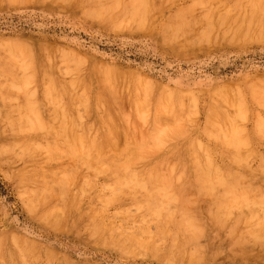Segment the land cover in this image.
Listing matches in <instances>:
<instances>
[{
    "label": "rangeland",
    "instance_id": "rangeland-1",
    "mask_svg": "<svg viewBox=\"0 0 264 264\" xmlns=\"http://www.w3.org/2000/svg\"><path fill=\"white\" fill-rule=\"evenodd\" d=\"M260 32L264 0H0V264H264Z\"/></svg>",
    "mask_w": 264,
    "mask_h": 264
},
{
    "label": "bare ground",
    "instance_id": "bare-ground-1",
    "mask_svg": "<svg viewBox=\"0 0 264 264\" xmlns=\"http://www.w3.org/2000/svg\"><path fill=\"white\" fill-rule=\"evenodd\" d=\"M14 1V0H13ZM17 1V0H16ZM27 1V0H26ZM30 1V0H29ZM45 1V0H44ZM61 1V0H60ZM102 1H104V0H102ZM123 1H125V0H123ZM155 1V0H154ZM172 1V0H171ZM195 1V0H194ZM199 1V0H198ZM223 1V0H222ZM234 1H236V0H234ZM247 1V0H246ZM250 1V0H249ZM40 2V1H39ZM54 2V1H53ZM56 2V1H55ZM63 2V1H62ZM70 2V1H69ZM68 2V3H69ZM148 2V1H147ZM161 2V1H160ZM170 2V1H169ZM213 2V1H212ZM227 2H228V0H227ZM26 3V2H25ZM84 3V2H83ZM112 3V2H111ZM153 3V2H152ZM152 3H151V5H152ZM156 3V2H155ZM217 3V2H216ZM219 3H221V2H219ZM218 3V4H219ZM252 3V2H251ZM52 4V3H51ZM58 4V3H57ZM88 4V3H87ZM90 4V3H89ZM126 4V3H125ZM128 4V3H127ZM135 4H137V2L135 3ZM145 4H146V2H145ZM215 4V3H214ZM239 4V3H238ZM243 4V3H242ZM256 4V3H255ZM84 5V4H83ZM131 5V4H130ZM129 5V6H130ZM134 5V4H133ZM216 5V4H215ZM247 5V4H246ZM254 5V4H253ZM113 6V5H112ZM115 6V5H114ZM128 6V5H127ZM197 6V5H196ZM199 6V5H198ZM229 6H230V4H229ZM100 7V6H99ZM151 7V6H150ZM159 7V6H158ZM163 7V6H162ZM187 7V6H186ZM217 7V6H216ZM259 7V6H258ZM85 8V7H84ZM176 8V7H175ZM203 8V7H202ZM213 8H214V5H213ZM232 8V7H231ZM245 8V7H244ZM250 9H251V7H249ZM123 9V8H122ZM157 9V8H156ZM221 9H222V7H221ZM262 9V8H261ZM118 10V9H117ZM176 10H178V9H176ZM188 10V9H187ZM207 10V9H206ZM213 10V9H212ZM216 10V9H215ZM245 10V9H244ZM108 11V10H107ZM126 11H127V9H126ZM132 11V10H131ZM137 11V10H136ZM221 11V10H220ZM250 11V10H249ZM260 11V10H259ZM97 12V11H96ZM114 12V11H113ZM121 12V11H120ZM179 12V11H178ZM177 12V13H178ZM185 12H186V10H185ZM202 12V11H201ZM238 12V11H237ZM243 12V11H242ZM180 13V12H179ZM188 13V12H187ZM195 13V12H194ZM209 13H210V11H209ZM219 13V12H218ZM223 13H225V12H223ZM239 13V12H238ZM253 13V12H252ZM95 13H93V15H94ZM123 14V13H122ZM130 14V13H129ZM200 14V13H199ZM227 14V13H226ZM232 14V13H231ZM243 14V13H242ZM89 15V14H88ZM107 15V14H106ZM178 15V14H177ZM187 15V14H186ZM191 15V14H190ZM193 15V14H192ZM207 15V14H206ZM219 15V14H218ZM248 15V14H247ZM97 16V15H96ZM117 16V15H116ZM194 16V15H193ZM204 16V15H203ZM220 16V15H219ZM237 16V15H236ZM104 17V16H103ZM174 17H175V13H174ZM186 17V16H185ZM199 17V16H198ZM197 17V18H198ZM226 17V16H225ZM245 17V16H244ZM251 17H252V15H251ZM261 17V16H260ZM112 18V17H111ZM176 18V17H175ZM227 18V17H226ZM237 18V17H236ZM250 18V17H249ZM103 19V18H102ZM135 19V18H134ZM136 19H138V18H136ZM243 19V18H242ZM101 20V19H100ZM211 20H212V18H211ZM226 20V19H225ZM255 20H257V19H255ZM263 20V19H262ZM99 21V20H98ZM110 21V20H109ZM117 21H119V20H117ZM180 21V20H179ZM204 21V20H203ZM258 21V20H257ZM114 22H116V21H114ZM167 22V21H166ZM184 22V21H183ZM190 22V21H189ZM205 22V21H204ZM233 22V21H232ZM231 22V23H232ZM238 22V21H237ZM254 22H256V21H254ZM253 22V23H254ZM262 22V21H261ZM260 22V23H261ZM106 23V22H105ZM132 23V22H131ZM212 23V22H211ZM225 23V22H224ZM243 23V22H242ZM251 23V22H250ZM118 24V23H117ZM134 24V23H133ZM145 24V23H144ZM181 24V23H180ZM183 24V23H182ZM220 24V23H219ZM226 24V23H225ZM101 25V24H100ZM146 25V24H145ZM178 25V24H177ZM256 25H257V23H256ZM255 25V26H256ZM179 26V25H178ZM184 26V25H183ZM187 26V25H186ZM191 26V25H190ZM189 26V27H190ZM211 26H212V24H211ZM227 26V25H226ZM245 26V25H244ZM258 26V25H257ZM121 27V26H120ZM195 27V26H194ZM231 27V26H230ZM236 27V26H235ZM252 27V26H251ZM172 28V27H171ZM188 28V27H187ZM199 28V27H198ZM211 28V27H210ZM217 28V27H216ZM234 28V27H233ZM242 28V27H241ZM258 28V27H257ZM124 29V28H123ZM138 29V28H137ZM189 29V28H188ZM196 29V28H195ZM238 29V28H237ZM247 29V28H246ZM254 29H255V27H254ZM184 30V29H183ZM198 30V29H197ZM230 30V29H229ZM234 30V29H233ZM261 30V29H260ZM170 31V30H169ZM182 31V30H181ZM187 31V30H186ZM216 31V30H215ZM218 31V30H217ZM238 31V30H237ZM250 31V30H249ZM258 32H259V30H257ZM198 32V31H197ZM210 32V31H209ZM221 32V31H220ZM222 32H223V30H222ZM226 32V31H225ZM236 32V31H235ZM252 32H253V29H252ZM186 33V32H185ZM205 33V32H204ZM216 33V32H215ZM214 33V34H215ZM245 33V32H244ZM243 33V34H244ZM250 33V32H249ZM263 34L264 32H260V34ZM170 34V33H169ZM177 34V33H176ZM175 34V35H176ZM208 34V33H207ZM222 35H223V33H221ZM226 34V33H225ZM246 34V33H245ZM244 34V35H245ZM257 35V34H256ZM164 36V35H163ZM170 36H172V35H170ZM207 36V35H206ZM210 36V35H209ZM168 37V36H167ZM211 37V36H210ZM231 37V36H230ZM229 37V38H230ZM235 37V36H234ZM244 37V36H243ZM242 37V38H243ZM226 38V37H225ZM228 38V39H229ZM238 38V37H237ZM246 38V37H245ZM241 39V38H240ZM259 39V38H258ZM263 39V38H262ZM211 40V39H210ZM243 40V39H242ZM253 40V39H252ZM169 41V40H168ZM239 41V40H238ZM257 41V40H256ZM11 42V41H10ZM21 43V42H20ZM161 43V42H160ZM172 43V42H171ZM211 43H213V42H211ZM6 44V43H5ZM23 44H25V43H23ZM27 44V43H26ZM166 44V43H165ZM7 46V45H6ZM13 46V45H12ZM16 46V45H15ZM211 46V45H210ZM9 47V46H8ZM34 47V46H33ZM20 48H21V46H20ZM22 49H23V47H22ZM25 50L27 51V49L25 48ZM9 51V50H8ZM8 51H7V53H8ZM12 51V50H11ZM10 51V52H11ZM45 51V50H44ZM50 51V50H49ZM4 52V51H3ZM25 52V51H24ZM52 52V51H51ZM28 53V52H27ZM48 53V52H47ZM55 53V52H54ZM65 53V52H64ZM29 54V53H28ZM32 54V53H31ZM53 54V53H52ZM60 54H62V53H60ZM67 54V53H66ZM26 55V54H25ZM36 55V54H35ZM19 56V55H18ZM29 56H30V54H29ZM58 56V55H57ZM8 57V56H7ZM63 57V56H62ZM43 58V57H42ZM75 58V57H74ZM72 59V58H71ZM26 60V59H25ZM37 60V59H36ZM66 61V60H65ZM70 61V60H69ZM47 62V61H46ZM53 62V61H52ZM68 62V61H67ZM21 63V62H20ZM63 63V62H62ZM48 64V63H47ZM84 64V63H83ZM21 65V64H20ZM30 65V64H29ZM32 65V64H31ZM41 65V64H40ZM66 65V64H65ZM85 65V64H84ZM96 65V64H95ZM39 66V65H38ZM57 66V65H56ZM78 66H79V64H78ZM26 67H28V65L26 66ZM85 67V66H84ZM41 68V67H40ZM71 68V67H70ZM95 68V67H94ZM20 69V68H19ZM38 69V68H37ZM45 69V68H44ZM92 69V68H91ZM90 69V70H91ZM97 69V68H96ZM8 70V69H7ZM10 70V69H9ZM27 70V69H26ZM110 70V69H109ZM2 71V70H1ZM0 71V72H1ZM23 71V70H22ZM25 71V70H24ZM48 71H50V70H48ZM84 71V70H83ZM98 71V70H97ZM104 71H105V69H104ZM8 72V71H7ZM45 72V71H44ZM92 72V71H91ZM12 73V72H11ZM34 73V72H33ZM43 73V72H42ZM82 73V72H81ZM117 73V72H116ZM5 74V73H4ZM13 74H14V71H13ZM31 74H32V72H31ZM77 74V73H76ZM92 74V73H91ZM110 74V73H109ZM46 75V74H45ZM69 75V74H68ZM84 75V74H83ZM106 75V74H105ZM121 75V74H120ZM128 75V74H127ZM9 76V75H8ZM26 76V75H25ZM44 76V75H43ZM52 76V75H51ZM56 76V75H55ZM99 76V75H98ZM101 76V75H100ZM111 76H112V74H111ZM7 77V76H6ZM17 77H18V75H17ZM35 77V76H34ZM39 77V76H38ZM53 77V76H52ZM64 77H66L65 75H64ZM75 77H78V74L75 76ZM83 77V76H82ZM85 77V76H84ZM106 77V76H105ZM128 77V76H127ZM9 78H11V77H9ZM13 78V77H12ZM51 78V77H50ZM97 78H99V77H97ZM116 78V77H115ZM20 79H21V77H20ZM28 79H29V77H28ZM39 79V78H38ZM8 80V79H7ZM10 80V79H9ZM34 80V79H33ZM48 80V79H47ZM70 80V79H69ZM82 80V79H81ZM94 80H95V78H94ZM113 80V79H112ZM13 81V80H12ZM51 81H54V80H52V78H51ZM63 81V80H62ZM84 81V80H83ZM153 81V80H152ZM3 82H5V81H3ZM8 82V81H7ZM29 82V81H28ZM55 82V81H54ZM80 82V81H79ZM82 82V81H81ZM86 82V81H85ZM118 81H116V83H117ZM38 83V82H37ZM36 83V84H37ZM58 83V82H57ZM64 83V82H63ZM106 83V82H105ZM134 83V82H133ZM7 84V83H6ZM46 84V83H45ZM49 84V83H48ZM90 84V83H89ZM102 84H103V82H102ZM136 84V83H135ZM254 84V83H253ZM38 85V84H37ZM50 85V84H49ZM48 85V86H49ZM55 85H57L56 83H55ZM64 85V84H63ZM114 85V84H113ZM140 85V84H139ZM143 85V84H142ZM146 85V84H145ZM263 85V84H262ZM1 86V85H0ZM23 86V85H22ZM60 86H62V85H60ZM78 86V85H77ZM106 86H108V85H106ZM141 86V85H140ZM261 86V85H260ZM64 87V86H63ZM113 87V86H112ZM10 88V87H9ZM24 88H27L26 86L24 87ZM38 88V87H37ZM54 88V87H53ZM233 88V87H232ZM262 88V87H261ZM76 89V88H75ZM80 89V88H79ZM100 89V88H99ZM105 89V88H104ZM151 89V88H150ZM172 89V88H171ZM229 89H230V87H229ZM53 90V89H52ZM84 90H85V87H84ZM101 90V89H100ZM129 90V89H128ZM175 90V89H174ZM16 91V90H15ZM14 91V92H15ZM46 91V90H45ZM78 91V90H77ZM90 91V90H89ZM218 91V90H217ZM54 92V91H53ZM67 92V91H66ZM130 92V91H129ZM213 92V91H212ZM234 92H235V90H234ZM255 92V91H254ZM7 93V92H6ZM31 93V92H30ZM56 93V92H55ZM70 93H71V91H70ZM80 93H81V90H80ZM85 93V92H84ZM84 93H82V94H84ZM88 93V92H87ZM103 93V92H102ZM128 93V92H127ZM138 93L140 94V91H138ZM146 93V91L144 92V94ZM220 93V92H219ZM229 93H230V91H229ZM256 93V92H255ZM8 94V93H7ZM27 94H28V92H27ZM43 94H45V93H43ZM61 93H59V95H60ZM73 94V93H72ZM125 94V93H124ZM141 94H142V92H141ZM160 94H162V93H160ZM214 94V93H213ZM46 95V94H45ZM57 95V94H56ZM55 95V96H56ZM87 95H89V94H87ZM103 95V94H102ZM101 95V96H102ZM107 95V94H106ZM114 95V94H113ZM129 95V94H128ZM150 95V94H149ZM239 95V94H238ZM237 95V96H238ZM255 95V94H254ZM263 94H261V96H262ZM63 96V95H62ZM77 96V95H76ZM81 96V95H80ZM98 96H99V94H98ZM110 96V95H109ZM139 96H141V95H139ZM160 96V95H159ZM162 96V95H161ZM161 96H160V98H161ZM185 96H188L187 94L185 95ZM215 96H217V95H215ZM253 96V95H252ZM258 96H260V94L258 95ZM257 96V97H258ZM44 97V96H43ZM51 97V96H50ZM73 97V96H72ZM83 97V96H82ZM183 97V96H182ZM181 97V98H182ZM189 97V96H188ZM27 98V97H26ZM34 98V97H33ZM88 98V97H87ZM93 98V97H92ZM165 98V97H164ZM172 98V97H171ZM38 99V98H37ZM41 99V98H40ZM44 99H46V98H44ZM49 99V98H48ZM52 99V98H51ZM125 99V98H124ZM143 99V98H142ZM144 99H146V98H144ZM180 99V98H179ZM185 99H187V98H185ZM242 99V98H241ZM13 100V99H12ZM72 100H74V99H72ZM108 100V99H107ZM159 100V99H158ZM162 100V99H161ZM160 100V101H161ZM170 101H171V99H169ZM183 100V99H182ZM181 100V101H182ZM244 100V99H243ZM255 100V99H254ZM8 101V100H7ZM33 101V100H32ZM31 101V102H32ZM38 101V100H37ZM51 101V100H50ZM94 101H96V100H94ZM117 101V100H116ZM125 101H127V100H125ZM141 101V100H140ZM184 101H186V100H184ZM255 101H257V100H255ZM20 102V101H19ZM39 102V101H38ZM47 102V101H46ZM143 102V101H142ZM150 102V101H149ZM179 102V101H178ZM44 103V102H43ZM55 103V102H54ZM60 103V102H59ZM73 103H75V102H73ZM91 103H93V102H91ZM113 103V102H112ZM137 103V102H136ZM162 103V102H161ZM169 103V102H168ZM167 103V104H168ZM184 103H186V102H184ZM37 104V103H36ZM46 104V103H45ZM104 104V103H103ZM138 104V103H137ZM150 104V103H149ZM223 104H224V102H223ZM15 105H17V104H15ZM35 105V104H34ZM40 105V104H39ZM42 105V104H41ZM96 105V104H95ZM157 105V104H156ZM213 105V104H212ZM211 105V106H212ZM36 106H38V105H36ZM43 106V105H42ZM93 106V105H92ZM97 106V105H96ZM108 106H110V104L108 105ZM114 106V105H113ZM170 106V105H169ZM184 106V105H183ZM54 107V106H53ZM75 107V106H74ZM111 107V106H110ZM142 107V106H141ZM156 107V106H155ZM185 107V106H184ZM183 107V108H184ZM251 107V106H250ZM35 108V107H34ZM60 108V107H59ZM77 108V107H76ZM79 108H80V106H79ZM84 108V107H83ZM86 108V107H85ZM106 108V107H105ZM138 108V107H137ZM136 108V109H137ZM140 108V107H139ZM148 108V107H147ZM223 108V107H222ZM228 108V107H227ZM226 108V109H227ZM240 108H241V106H240ZM19 109V108H18ZM21 109V108H20ZM53 109V108H52ZM55 109H57V107L55 108ZM92 109V111H93V108H91ZM100 109V108H99ZM250 109V108H249ZM36 110V109H35ZM59 110V109H58ZM105 110V109H104ZM129 110V109H128ZM19 111V110H18ZM91 111V112H92ZM103 111V110H102ZM116 111H117V109H116ZM121 110H119V112H120ZM149 111V110H148ZM241 111H243V110H241ZM240 111V112H241ZM251 111V110H250ZM14 112V111H13ZM29 112H30V110H29ZM64 112H66L65 110H64ZM90 112V113H91ZM101 112V111H100ZM163 112V111H162ZM180 112V111H179ZM73 113V112H72ZM137 113V112H136ZM138 113H139V111H138ZM167 113V112H166ZM169 113V112H168ZM219 113V112H218ZM61 114V113H60ZM80 114H82V113H80ZM92 114V113H91ZM116 114V113H115ZM122 114V113H121ZM151 114V113H150ZM149 114V115H150ZM164 114V113H163ZM171 114V113H170ZM193 114V113H192ZM220 114V113H219ZM19 115V114H18ZM17 115V116H18ZM39 115V114H38ZM56 115V114H55ZM109 115V114H108ZM160 115V114H159ZM195 115V114H194ZM20 116H21V114H20ZM49 116V115H48ZM72 116H73V114H72ZM71 116V117H72ZM92 116V115H91ZM118 116V115H117ZM116 116V117H117ZM126 116V115H125ZM140 116H142V114L140 115ZM172 116V115H171ZM192 116V115H191ZM216 116H217V114H216ZM56 118H57V116H55ZM97 117V116H96ZM111 117V116H110ZM110 117H108V118H110ZM121 117V116H120ZM152 117V116H151ZM167 117H168V115H167ZM173 117V116H172ZM220 117V116H219ZM7 118V117H6ZM31 118V117H30ZM74 118V117H73ZM72 118V119H73ZM106 118H107V116H106ZM137 118V117H136ZM160 118H161V115H160ZM171 118V117H170ZM180 118V117H179ZM190 118V117H189ZM71 119V120H72ZM90 119V118H89ZM103 119V118H102ZM112 119V118H111ZM111 119H109V120H111ZM132 119V118H131ZM141 119H142V117H141ZM141 119L139 118V120H140V122H142L141 121ZM185 119V118H184ZM192 119V118H191ZM220 119V118H219ZM246 119V118H245ZM59 120V119H58ZM66 120V119H65ZM77 120V119H76ZM128 120V119H127ZM135 120V119H134ZM133 120V121H134ZM138 120V119H137ZM147 120V119H146ZM226 120V119H225ZM81 121V120H80ZM79 121V122H80ZM83 121V120H82ZM93 121V120H92ZM95 121V120H94ZM124 121V120H123ZM136 121V120H135ZM153 121V120H152ZM161 121V120H160ZM185 121V120H184ZM19 122V121H18ZM25 122V121H24ZM23 122V123H24ZM45 122V121H44ZM52 122H54V121H52ZM64 122V121H63ZM73 122V121H72ZM114 122H116V121H114ZM132 122V121H131ZM147 122V121H146ZM170 122V121H169ZM187 122V121H186ZM205 122V121H204ZM221 122V121H220ZM223 122V121H222ZM228 122V121H227ZM28 123V122H27ZM36 123V122H35ZM55 123V122H54ZM58 123V122H57ZM61 123V122H60ZM69 123V122H68ZM99 123V122H98ZM113 123V122H112ZM134 123V122H133ZM138 123V122H137ZM225 123V122H224ZM230 123V122H229ZM242 123V122H241ZM5 124V123H4ZM45 124V123H44ZM85 124V123H84ZM94 124V123H93ZM111 124V123H110ZM117 124V123H116ZM128 124V123H127ZM176 124V123H175ZM178 124H180L179 122H178ZM177 124V125H178ZM206 124V123H205ZM204 124V125H205ZM213 124V123H212ZM212 124H211V126H212ZM215 124V123H214ZM227 124V123H226ZM50 125H51V123H50ZM81 125V124H80ZM91 125V124H90ZM95 125V124H94ZM98 125V124H97ZM115 125V124H114ZM113 125V126H114ZM134 125V124H133ZM136 125V124H135ZM171 125H173V124H171ZM181 125H182V123H181ZM184 125V124H183ZM216 125V124H215ZM254 125V124H253ZM2 126V125H1ZM12 126V125H11ZM66 125H64V127H65ZM100 126V125H99ZM98 126V127H99ZM109 126H112V125H109ZM137 126V125H136ZM147 126V125H146ZM176 126V125H175ZM179 126V125H178ZM217 126V125H216ZM255 126V125H254ZM13 127V126H12ZM32 127V126H31ZM50 127V126H49ZM61 127V126H60ZM115 127V126H114ZM150 127V126H149ZM156 127V126H155ZM173 127V126H172ZM182 127V126H181ZM191 127V126H190ZM204 127V126H203ZM47 128V127H46ZM46 128H45V130H46ZM54 128V127H53ZM67 128V127H66ZM125 128V127H124ZM135 128V127H134ZM175 128V127H174ZM177 128V127H176ZM185 128V127H184ZM213 128V127H212ZM227 128V127H226ZM230 128V127H229ZM228 128V129H229ZM254 128V127H253ZM3 129V128H2ZM5 129V128H4ZM9 129H10V127H9ZM37 129V128H36ZM85 129V128H84ZM100 129V128H99ZM115 129V128H114ZM118 129V128H117ZM150 129H152V128H150ZM207 129V128H206ZM216 129V128H215ZM215 129H214V131H215ZM222 129H223V126H222ZM255 129H256V127H255ZM257 129H258V127H257ZM262 129V128H261ZM21 130V129H20ZM26 130V129H25ZM35 130V129H34ZM33 130V131H34ZM43 130V129H42ZM41 130V131H42ZM56 130V129H55ZM61 130V129H60ZM65 130V129H64ZM82 130V129H81ZM112 130V129H111ZM134 130H136V129H134ZM171 130V129H170ZM218 130V129H217ZM226 130V129H225ZM3 131V130H2ZM22 131V130H21ZM72 131V130H71ZM86 131V130H85ZM124 131V130H123ZM140 131H142V130H140ZM165 131H166V129H165ZM184 131V130H183ZM200 131V130H199ZM228 131V130H227ZM244 131V130H243ZM263 131V130H262ZM74 132V131H73ZM73 132H71V133H73ZM84 132V131H83ZM89 132V131H88ZM117 132V131H116ZM120 132V131H119ZM170 132V131H169ZM182 132V131H181ZM242 132V131H241ZM4 133V132H3ZM13 133V132H12ZM27 133V132H26ZM41 133V132H40ZM65 133V132H64ZM63 133V134H64ZM80 133V132H79ZM82 133V132H81ZM110 133H111V131H110ZM118 133V132H117ZM141 133V132H140ZM143 133V132H142ZM206 133V132H205ZM217 133V132H216ZM224 133V132H223ZM244 133V132H243ZM258 133V132H257ZM66 134V133H65ZM70 134V133H69ZM74 134V133H73ZM77 134V133H76ZM90 134V133H89ZM96 134V133H95ZM170 134V133H169ZM232 134V133H231ZM240 134V133H239ZM238 134V135H239ZM245 134V133H244ZM17 135V134H16ZM43 135V134H42ZM62 135V134H61ZM112 135V134H111ZM121 135V134H120ZM165 135V134H164ZM180 135H181V133H180ZM230 135V134H229ZM262 135H264V134H262ZM6 136V135H5ZM10 136V135H9ZM22 136V135H21ZM70 136V135H69ZM68 136V137H69ZM72 137H73V135H71ZM76 136V135H75ZM80 136V135H79ZM143 136V135H142ZM152 136V135H151ZM216 136V135H215ZM232 136V135H231ZM45 137V136H44ZM52 137V136H51ZM62 137H65V136H62ZM67 137V138H68ZM81 137V136H80ZM89 137V136H88ZM118 137V136H117ZM125 137V136H124ZM131 137V136H130ZM129 137V138H130ZM194 137V136H193ZM218 137V136H217ZM0 138H2V137H0ZM15 138V137H14ZM36 138V137H35ZM55 138V137H54ZM74 138V137H73ZM94 138V137H93ZM112 138V137H111ZM224 138V137H223ZM248 138H249V136H248ZM262 138V137H261ZM264 138V137H263ZM3 139V138H2ZM58 139V138H57ZM86 139V138H85ZM109 139V138H108ZM114 139V138H113ZM138 139V138H137ZM144 139H145V137H144ZM164 139V138H163ZM179 139V138H178ZM10 140V139H9ZM18 140V139H17ZM20 140V139H19ZM22 140V139H21ZM70 140V139H69ZM74 140V139H73ZM89 140V139H88ZM97 140V139H96ZM136 140V139H135ZM148 140H149V138H148ZM165 140V139H164ZM203 140V139H202ZM217 140V139H216ZM226 140V139H225ZM39 141V140H38ZM48 141V140H47ZM71 141V140H70ZM127 141V140H126ZM138 141V140H137ZM161 141V140H160ZM166 141V140H165ZM214 141V140H213ZM219 141V140H218ZM12 142V141H11ZM21 142V141H20ZM26 141H24V143H25ZM42 142V141H41ZM88 142V141H87ZM94 142V141H93ZM115 142V141H114ZM128 142V141H127ZM126 142V143H127ZM149 142V141H148ZM151 142V141H150ZM192 142V141H191ZM227 142V141H226ZM254 142V141H253ZM21 143H23V142H21ZM30 143V142H29ZM43 143V142H42ZM51 143V142H50ZM57 143V142H56ZM69 143V142H68ZM67 143V144H68ZM82 143V142H81ZM84 143V142H83ZM92 143V142H91ZM96 143H97V141H96ZM166 143V142H165ZM194 143V142H193ZM203 143V142H202ZM214 143V142H213ZM244 143V142H243ZM3 144V143H2ZM1 144V145H2ZM11 144V143H10ZM18 144V143H17ZM47 144V143H46ZM125 144V143H124ZM132 144V143H131ZM209 144V143H208ZM240 144V143H239ZM252 144V143H251ZM21 145V144H20ZM25 145V144H24ZM55 145V144H54ZM59 145V144H58ZM77 145H78V143H77ZM94 145H95V143H94ZM93 145V146H94ZM133 145H135V144H133ZM143 145V144H142ZM225 145V144H224ZM12 146H13V144H12ZM48 146V145H47ZM82 146H83V144H82ZM107 146V145H106ZM113 146V145H112ZM115 146V145H114ZM126 146V145H125ZM127 146H129V144L127 145ZM201 146V145H200ZM213 146V145H212ZM11 147V146H10ZM54 147V146H53ZM66 147V146H65ZM75 147V146H74ZM141 147V146H140ZM186 147V146H185ZM196 147V146H195ZM34 148V147H33ZM60 148V147H59ZM94 148H95V146H94ZM99 148V147H98ZM110 148V147H109ZM122 148V147H121ZM126 148V147H125ZM206 148V147H205ZM4 149H6V148H4ZM10 149V148H9ZM13 149V148H12ZM12 149H11V151H12ZM19 149V148H18ZM22 149V148H21ZM62 149V148H61ZM74 149V148H73ZM85 149H86V147H85ZM100 149V148H99ZM116 149V148H115ZM135 149V148H134ZM137 149V148H136ZM178 149H179V146H178ZM211 149V148H210ZM249 149V148H248ZM8 150V149H7ZM30 150V149H29ZM28 150V151H29ZM32 150V149H31ZM38 150V149H37ZM102 150H104V149H102ZM101 150V151H102ZM113 150V149H112ZM143 150V149H142ZM234 150V149H233ZM246 150V149H245ZM257 150V149H256ZM39 151V150H38ZM43 151V150H42ZM57 151V150H56ZM59 151V150H58ZM93 151V150H92ZM91 151V152H92ZM95 151V150H94ZM96 151H97V149H96ZM100 151V150H99ZM107 151H109V150H107ZM132 151H133V149H132ZM145 151V150H144ZM153 152H154V150H152ZM178 151H180V149L178 150ZM198 151V150H197ZM201 151V150H200ZM205 151V150H204ZM227 151V150H226ZM225 151V152H226ZM258 151V150H257ZM22 152V151H21ZM114 152V151H113ZM116 152V151H115ZM118 152H120V151H118ZM126 152V151H125ZM138 152V151H137ZM194 152H196L195 150H194ZM208 152V151H207ZM56 153V152H55ZM59 153V152H58ZM61 153V152H60ZM78 153V152H77ZM142 153V152H141ZM152 153V152H151ZM160 153V152H159ZM159 153H157V154H159ZM173 153V152H172ZM171 153V154H172ZM199 153L200 152H198V157H199ZM212 153V152H211ZM27 154V153H26ZM28 154H30V153H28ZM74 154V153H73ZM103 154V153H102ZM101 154V155H102ZM120 154V153H119ZM137 154V153H136ZM144 154V153H143ZM174 154V153H173ZM177 154V153H176ZM208 154H209V152H208ZM230 154V153H229ZM239 154V153H238ZM258 154V153H257ZM263 154V153H262ZM4 155V154H3ZM23 155V154H22ZM98 155V154H97ZM96 155V156H97ZM211 155V154H210ZM24 156V155H23ZM67 156V155H66ZM91 156V155H90ZM149 156V155H148ZM201 156V155H200ZM3 157V156H2ZM8 157V156H7ZM30 157H31V155H30ZM34 157V156H33ZM32 157V158H33ZM44 157V156H43ZM49 157V156H48ZM103 157H104V155H103ZM240 157V156H239ZM9 158V157H8ZM18 158V157H17ZM37 158V157H36ZM58 158H59V156H58ZM75 158V157H74ZM87 158V157H86ZM154 158V157H153ZM173 158V157H172ZM175 158V157H174ZM182 158V157H181ZM193 158H194V156H193ZM223 158V157H222ZM236 158V157H235ZM6 159V158H5ZM44 159V158H43ZM80 159V158H79ZM125 159V158H124ZM123 159V160H124ZM150 159V158H149ZM168 159V158H167ZM248 159V158H247ZM247 159H246V161H247ZM260 159V158H259ZM27 160H29V159H27ZM87 160V159H86ZM215 160V159H214ZM225 160V159H224ZM20 161V160H19ZM43 161V160H42ZM41 161V162H42ZM80 161V160H79ZM142 161V160H141ZM221 161V160H220ZM233 161V160H232ZM14 162V161H13ZM25 162V161H24ZM40 162V163H41ZM44 162V161H43ZM47 162H49V161H47ZM68 162V161H67ZM82 161H80V163H81ZM92 162V161H91ZM110 162V161H109ZM122 162V161H121ZM124 162V161H123ZM126 162V161H125ZM131 162V161H130ZM179 162H180V160H179ZM179 162H177V163H179ZM217 162V161H216ZM257 162V161H256ZM22 163V162H21ZM162 163H164V162H162ZM204 163H206V162H204ZM234 163H236V162H234ZM7 164V163H6ZM31 164V163H30ZM68 164V163H67ZM66 164V165H67ZM87 164V163H86ZM128 164H129V162H128ZM175 164V163H174ZM215 164V163H214ZM224 164V163H223ZM240 164V163H239ZM11 165V164H10ZM29 165V164H28ZM35 165V164H34ZM96 165H97V163H96ZM113 165V164H112ZM139 165V164H138ZM141 165V164H140ZM144 165H145V163H144ZM151 165V164H150ZM155 165V164H154ZM161 165V164H160ZM235 165V164H234ZM243 165V164H242ZM17 166V165H16ZM23 166V165H22ZM40 166V165H39ZM44 166H46V165H44ZM48 166H50V165H48ZM67 166H69V165H67ZM109 166H110V164H109ZM135 166V165H134ZM174 166V165H173ZM227 166V165H226ZM37 167V166H36ZM62 167V166H61ZM119 167V166H118ZM139 167V166H138ZM148 167V166H147ZM156 167V166H155ZM167 167H168V164H167ZM212 167V166H211ZM219 167V166H218ZM26 168H28V167H26ZM35 168V167H34ZM42 168V167H41ZM51 168V167H50ZM55 168V167H54ZM65 168V167H64ZM100 168V167H99ZM122 168V167H121ZM130 168V167H129ZM140 168V167H139ZM149 168V167H148ZM185 168V167H184ZM183 168V169H184ZM222 168V167H221ZM258 168H261V167H258ZM57 169V168H56ZM142 169V168H141ZM205 169V168H204ZM17 170V169H16ZM19 170V169H18ZM49 170V169H48ZM98 170V169H97ZM102 170V169H101ZM223 170V169H222ZM262 170V169H261ZM28 171V170H27ZM37 171V170H36ZM41 171V170H40ZM82 171V170H81ZM142 171V170H141ZM146 171V170H145ZM156 171V170H155ZM160 171V170H159ZM187 171V170H186ZM202 171V170H201ZM201 171H200V173H201ZM18 172V171H17ZM106 172V171H105ZM130 172V171H129ZM138 172V171H137ZM173 172V171H172ZM175 172H176V170H175ZM15 173V172H14ZM22 173V172H21ZM24 173V172H23ZM28 173V172H27ZM35 173V172H34ZM33 173V174H34ZM41 173V172H40ZM51 173V172H50ZM80 173V172H79ZM86 173V172H85ZM126 173V172H125ZM144 173V172H143ZM152 173V172H151ZM163 173V172H162ZM165 173V172H164ZM225 173V172H224ZM235 173V172H234ZM37 174V173H36ZM35 174V175H36ZM44 174H45V172H44ZM204 174V173H203ZM211 174V173H210ZM217 174V173H216ZM221 174H222V171H221ZM231 174V173H230ZM46 175V174H45ZM73 175V174H72ZM86 175V174H85ZM84 175V176H85ZM112 175V174H111ZM122 175V174H121ZM137 175V174H136ZM171 175V174H170ZM205 175H208V174H205ZM232 175V174H231ZM70 176V175H69ZM87 176V175H86ZM144 176V175H143ZM224 176H226V175H224ZM36 177V176H35ZM40 177V176H39ZM38 177V178H39ZM59 177V176H58ZM138 177V176H137ZM139 177H140V175H139ZM189 177V176H188ZM187 177V178H188ZM204 177V176H203ZM206 178H207V176H205ZM211 177H213L212 175H211ZM44 178H46V177H44ZM62 178H64V177H62ZM75 178V177H74ZM147 178V177H146ZM190 178V177H189ZM202 178V177H201ZM32 179V178H31ZM54 179V178H53ZM65 179V178H64ZM78 179V178H77ZM123 179V178H122ZM137 179V178H136ZM167 179V178H166ZM239 179V178H238ZM37 180V179H36ZM75 180V179H74ZM116 180H117V178H116ZM156 180V179H155ZM187 180V179H186ZM198 180V179H197ZM202 180H204V179H202ZM39 181H41V180H39ZM128 181V180H127ZM205 181V180H204ZM203 181V182H204ZM216 181V180H215ZM226 181V180H225ZM74 182H76V181H74ZM155 182V181H154ZM160 182H162V181H160ZM178 182V181H177ZM182 182V181H181ZM213 182V181H212ZM239 182V181H238ZM25 183V182H24ZM73 183V182H72ZM82 183V182H81ZM91 183V182H90ZM110 183V182H109ZM131 183V182H130ZM157 183V182H156ZM164 183H167V182H164ZM175 183V182H174ZM179 183V182H178ZM229 183V182H228ZM27 184V183H26ZM39 184V183H38ZM43 184H44V182H43ZM48 184V183H47ZM74 184V183H73ZM116 184V183H115ZM151 184V183H150ZM158 184V183H157ZM205 184V183H204ZM217 184V183H216ZM21 185V184H20ZM76 185H78V184H76ZM82 185V184H81ZM128 185V184H127ZM144 185V184H143ZM147 185V184H146ZM25 186V185H24ZM36 186V185H35ZM46 186V185H45ZM68 186V185H67ZM227 186V185H226ZM230 186V185H229ZM236 186V185H235ZM108 187V186H107ZM113 187V186H112ZM139 187V186H138ZM221 187V186H220ZM231 187V186H230ZM24 188V187H23ZM84 188V187H83ZM140 188V187H139ZM138 188V189H139ZM171 188V187H170ZM202 188V187H201ZM216 188H218V187H216ZM215 188V189H216ZM73 189H74V187H73ZM116 189H118V188H116ZM207 189V188H206ZM229 189V188H228ZM233 189V188H232ZM25 190V189H24ZM34 190V189H33ZM130 190V189H129ZM171 190V189H170ZM236 190V189H235ZM264 190V189H263ZM84 191V190H83ZM90 191V190H89ZM111 191V190H110ZM123 191V190H122ZM137 191V190H136ZM161 191V190H160ZM164 191V190H163ZM210 191V190H209ZM213 191V190H212ZM232 191V190H231ZM240 191H241V189H240ZM252 191V190H251ZM68 192H70V191H68ZM78 192V191H77ZM81 192V191H80ZM85 192V191H84ZM92 192V191H91ZM233 192V191H232ZM263 192V191H262ZM41 193H43V192H41ZM95 193H96V191H95ZM210 193V192H209ZM213 193V192H212ZM236 193V192H235ZM239 193V192H238ZM243 193H245L244 192V190H243ZM260 193V192H259ZM79 194V193H78ZM104 194V193H103ZM108 194H109V192H108ZM118 194V193H117ZM139 194V193H138ZM211 194V193H210ZM221 194V193H220ZM228 194V193H227ZM234 194V193H233ZM25 195V194H24ZM72 195V194H71ZM89 195V194H88ZM93 195V194H92ZM116 195V194H115ZM148 195V194H147ZM167 195H169V194H167ZM52 196V195H51ZM74 196V195H73ZM83 196V195H82ZM97 196V195H96ZM133 196V195H132ZM138 196V195H137ZM143 196V195H142ZM32 197V196H31ZM69 197V196H68ZM80 197V196H79ZM92 197V196H91ZM109 197V196H108ZM155 197V196H154ZM162 197V196H161ZM228 197V196H227ZM239 197V196H238ZM30 198V197H29ZM39 198H41V197H39ZM73 198V197H72ZM118 198V197H117ZM144 198V197H143ZM149 198V197H148ZM166 198V197H165ZM223 198V197H222ZM241 198V197H240ZM256 198H257V195H256ZM31 199V198H30ZM56 199V198H55ZM66 199H67V197H66ZM90 199V198H89ZM92 199V198H91ZM157 198H155V200H156ZM213 199H214V197H213ZM223 199H225V198H223ZM251 199V198H250ZM258 199V198H257ZM79 200V199H78ZM136 200V199H135ZM141 200V199H140ZM235 200V199H234ZM234 200H232V201H234ZM240 200V199H239ZM43 201V200H42ZM64 201V200H63ZM81 201V200H80ZM89 201V200H88ZM101 201H103V200H101ZM109 201V200H108ZM117 201V200H116ZM226 201V200H225ZM242 201V200H241ZM264 201V200H263ZM35 202V201H34ZM67 202V201H66ZM73 202V201H72ZM96 202V201H95ZM174 202V201H173ZM235 202V201H234ZM233 202V203H234ZM42 203V202H41ZM52 203V202H51ZM63 203V202H62ZM69 203V202H68ZM77 203V202H76ZM84 203V202H83ZM93 203V202H92ZM109 203V202H108ZM157 203V202H156ZM229 203H231V202H229ZM228 203V204H229ZM239 203V202H238ZM29 204V203H28ZM43 204V203H42ZM146 204V203H145ZM72 205V204H71ZM88 205V204H87ZM104 205V204H103ZM144 205V204H143ZM142 205V206H143ZM147 205V204H146ZM148 205H150V204H148ZM153 205H155L154 203H153ZM219 205V204H218ZM221 205V204H220ZM223 205H224V203H223ZM262 205V204H261ZM45 206V205H44ZM82 206V205H81ZM176 206V205H175ZM229 206V205H228ZM238 206V205H237ZM30 207V206H29ZM63 207V206H62ZM69 207V206H68ZM73 207V206H72ZM95 207V206H94ZM218 207V206H217ZM249 206H247V208H248ZM252 207H253V205H252ZM262 207V206H261ZM43 208V207H42ZM67 208V207H66ZM84 208V207H83ZM88 208V207H87ZM90 208V207H89ZM92 208V207H91ZM151 208H152V206H151ZM181 208V207H180ZM183 208V207H182ZM246 208V207H245ZM254 208H257V207H254ZM35 209V208H34ZM33 209V210H34ZM64 209V208H63ZM68 209V208H67ZM96 209V208H95ZM179 209V208H178ZM184 209V208H183ZM225 209V208H224ZM264 209V208H263ZM262 209V210H263ZM89 209H87V211H88ZM148 210V209H147ZM177 210V209H176ZM240 210V209H239ZM255 210V209H254ZM38 211V210H37ZM49 211V210H48ZM68 211V210H67ZM149 211V210H148ZM168 211V210H167ZM217 211V210H216ZM227 211V210H226ZM259 211V210H258ZM264 211V210H263ZM55 212V211H54ZM77 212V211H76ZM80 212V211H79ZM93 212V211H92ZM150 212V211H149ZM169 212V211H168ZM218 212V211H217ZM234 212V211H233ZM232 212V213H233ZM240 212V211H239ZM33 213H34V211H33ZM87 213V212H86ZM176 213V212H175ZM262 213V212H261ZM36 214V213H35ZM76 214V213H75ZM91 214V213H90ZM142 214V213H141ZM242 214V213H241ZM248 214V213H247ZM32 215V214H31ZM45 215H47V214H45ZM59 215V214H58ZM69 215V214H68ZM82 215V214H81ZM86 215V214H85ZM93 215V214H92ZM152 215V214H151ZM221 215V214H220ZM62 216H64V215H62ZM79 216V215H78ZM91 216V215H90ZM143 216V215H142ZM154 216V215H153ZM222 216V215H221ZM230 216V215H229ZM233 216V215H232ZM66 217V216H65ZM80 217H82V216H80ZM165 217V216H164ZM173 217V216H172ZM228 217V216H227ZM226 217V218H227ZM234 217V216H233ZM237 217V216H236ZM239 217V216H238ZM249 217V216H248ZM49 218V217H48ZM62 218V217H61ZM102 218V217H101ZM131 218H132V216H131ZM130 218V219H131ZM153 218V217H152ZM156 218V217H155ZM163 218V217H162ZM178 218V217H177ZM197 218V217H196ZM229 218V217H228ZM58 219V218H57ZM66 219V218H65ZM64 219V220H65ZM79 219V218H78ZM77 219V220H78ZM83 219V218H82ZM81 219V220H82ZM126 219V218H125ZM238 219V218H237ZM247 219V218H246ZM45 220V219H44ZM62 220V219H61ZM80 220V219H79ZM102 220V219H101ZM173 220V219H172ZM245 220V219H244ZM250 220V219H249ZM260 220V219H259ZM259 220H258V222H259ZM40 221V220H39ZM42 221V220H41ZM103 221V220H102ZM107 221H108V219H107ZM124 221V220H123ZM160 221V220H159ZM247 221V220H246ZM59 222V221H58ZM72 222V221H71ZM74 222V221H73ZM78 221H76V223H77ZM80 222V221H79ZM85 222V221H84ZM87 222V221H86ZM164 222V221H163ZM166 222V221H165ZM264 222V221H263ZM94 223V222H93ZM103 223V222H102ZM131 223V222H130ZM169 223V222H168ZM173 223V222H172ZM182 223V222H181ZM195 223V222H194ZM57 223H55V225H56ZM63 224H64V221H63ZM83 224V223H82ZM85 224V223H84ZM105 224V223H104ZM162 224V223H161ZM161 224H160V226H161ZM234 224V223H233ZM251 224V223H250ZM249 224V225H250ZM54 225V224H53ZM59 225H60V223H59ZM66 225V224H65ZM77 225V224H76ZM91 225V224H90ZM94 225V224H93ZM158 225V224H157ZM164 225V224H163ZM176 225V224H175ZM235 225V224H234ZM245 225V224H244ZM81 226V225H80ZM79 226V227H80ZM84 226V225H83ZM129 226V225H128ZM166 226H167V224H166ZM229 226V225H228ZM260 225H258V227H259ZM61 227H62V225H61ZM68 227V226H67ZM69 227H71L70 225H69ZM74 227V226H73ZM95 227V226H94ZM133 227V226H132ZM177 227H179V225L177 226ZM244 227V226H243ZM254 227V226H253ZM143 228V227H142ZM141 228V229H142ZM159 228V227H158ZM163 228H165V227H163ZM171 228V227H170ZM181 228V227H180ZM237 228V227H236ZM257 228V227H256ZM263 228V227H262ZM70 229V228H69ZM91 229V228H90ZM125 229V228H124ZM127 229V228H126ZM239 229V228H238ZM251 229V228H250ZM95 230V229H94ZM104 230V229H103ZM107 230V229H106ZM108 230H110V229H108ZM132 230V229H131ZM186 230V229H185ZM231 230V229H230ZM254 230V229H253ZM92 231V230H91ZM161 231V230H160ZM175 231V230H174ZM179 231V230H178ZM260 231V230H259ZM100 232V231H99ZM103 232V231H102ZM126 232V231H125ZM129 232V231H128ZM134 232V231H133ZM144 232V231H143ZM142 232V233H143ZM183 232V231H182ZM189 232V231H188ZM249 232V231H248ZM262 232V231H261ZM104 233H105V231H104ZM110 233V232H109ZM130 233V232H129ZM128 233V234H129ZM141 233V232H140ZM164 233V232H163ZM166 234V233H165ZM170 234V233H169ZM177 234V233H176ZM182 234V233H181ZM184 234V233H183ZM260 234V233H259ZM99 235V234H98ZM131 235V234H130ZM172 235V234H171ZM236 235V234H235ZM153 236V235H152ZM158 236H160V235H158ZM164 236V235H163ZM180 236V235H179ZM93 237V236H92ZM96 237V236H95ZM101 237H102V235H101ZM170 237V236H169ZM99 238V237H98ZM126 238V237H125ZM146 238V237H145ZM185 238V237H184ZM189 238V237H188ZM248 238V237H247ZM123 239V238H122ZM186 239V238H185ZM99 240H101V239H99ZM136 240V239H135ZM147 240V239H146ZM145 240V241H146ZM177 240V239H176ZM260 240V239H259ZM262 240V239H261ZM106 241V240H105ZM113 241V240H112ZM128 241V240H127ZM143 241V240H142ZM141 240H140V242H142ZM153 241V240H152ZM168 241V240H167ZM169 241H171V240H169ZM181 241H183V240H181ZM18 242V241H17ZM94 242H95V239H94ZM99 242V241H98ZM97 242V243H98ZM138 242V241H137ZM136 242V243H137ZM139 242V243H140ZM147 242V241H146ZM148 242H149V240H148ZM20 243V242H19ZM18 243V244H19ZM117 243V242H116ZM115 243V244H116ZM119 243H121V242H119ZM127 243V242H126ZM129 244H130V241L128 242ZM135 243V244H136ZM174 243V242H173ZM176 243V242H175ZM22 244V243H21ZM102 244V243H101ZM122 244V243H121ZM144 244V243H143ZM148 244V243H147ZM172 244V243H171ZM178 244V243H177ZM97 245V244H96ZM105 245V244H104ZM160 245V244H159ZM173 245V244H172ZM179 245V244H178ZM177 245V246H178ZM181 245V244H180ZM98 246V245H97ZM136 246V245H135ZM145 246V245H144ZM166 246V245H165ZM245 246V245H244ZM120 247V246H119ZM181 247V246H180ZM126 248V247H125ZM134 248V247H133ZM127 249V248H126ZM130 249V248H129ZM142 249V248H141ZM167 249H168V247H167ZM177 249V248H176ZM17 250V249H16ZM23 250V249H22ZM125 250V249H124ZM166 250V249H165ZM170 250V249H169ZM174 250V249H173ZM122 251H123V249H122ZM144 252V251H143ZM159 253H161V252H159ZM170 253H172V251L170 252ZM174 253V252H173ZM27 254V253H26ZM157 254V253H156ZM175 255H176V253H174ZM30 255V254H29ZM168 256V255H167ZM171 257H172V255H171ZM169 258V257H168Z\"/></svg>",
    "mask_w": 264,
    "mask_h": 264
}]
</instances>
